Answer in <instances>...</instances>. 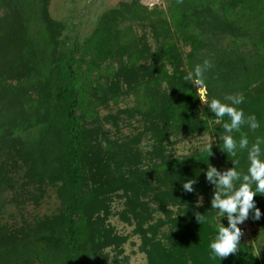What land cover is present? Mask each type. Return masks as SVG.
I'll list each match as a JSON object with an SVG mask.
<instances>
[{
    "label": "trees",
    "instance_id": "1",
    "mask_svg": "<svg viewBox=\"0 0 264 264\" xmlns=\"http://www.w3.org/2000/svg\"><path fill=\"white\" fill-rule=\"evenodd\" d=\"M140 1L105 10L83 37L78 31L72 34L78 23L67 25L50 14V0H0V191L5 186L17 191L13 176L21 169V186L31 188L28 192L41 191L50 181L58 184L62 201L58 213L34 224H0V264H131L128 255L122 256L128 237L107 220L110 200L119 189L126 197L122 217L135 222L148 264H264V253L256 255L242 240L240 249L222 260L212 259L209 247L218 225L228 226V221L211 207L215 186L206 179V170L223 163L234 167L235 159L242 171L247 150L233 157L221 143L218 149L179 159L167 149L176 131L219 136L230 122L202 105L196 86L185 81L179 37L192 53L199 51L205 40L199 22L214 19L217 26H229L231 13L252 0H168L167 11L149 10ZM136 24L150 28L152 42L147 34H137ZM259 27L244 78L225 82L224 88L208 85L209 102L227 95L244 97L237 107L246 116L254 114L260 127L252 131L244 125L233 135L239 141L246 134L249 146L257 137L264 139V8ZM124 87L146 92V110L138 107L153 140L146 167L141 165L144 155L143 161L137 150L138 155H130L131 147L112 139L101 124L99 109L116 101ZM125 113L134 115V110ZM126 158L141 162L130 166L127 175L122 170ZM189 180L196 181L191 193L182 188ZM151 192L165 201L162 211L167 213L156 223H149L152 215L146 209ZM200 194L207 202L197 208ZM254 199L262 213L258 221L264 224V195ZM169 201L180 204L176 215L167 208ZM196 212L206 216L204 223L196 220ZM253 217L250 211L248 219L254 222Z\"/></svg>",
    "mask_w": 264,
    "mask_h": 264
},
{
    "label": "rangeland",
    "instance_id": "2",
    "mask_svg": "<svg viewBox=\"0 0 264 264\" xmlns=\"http://www.w3.org/2000/svg\"><path fill=\"white\" fill-rule=\"evenodd\" d=\"M124 1L130 0H97L91 7L90 14L84 15L80 19L82 24L76 34L80 33L83 37L90 34L95 29L98 17L101 13L110 8L119 6ZM263 1L264 0H252L251 4L257 3L259 5H257V7L251 4L246 6L239 5L237 10L230 15L233 23L229 26L225 24L217 26L214 19H206L203 23L199 22L198 30H204L203 35L205 40H203V48L195 53L191 52V45L185 42L181 36L179 37L178 45L183 58L181 68L187 74L194 69L196 64H202L206 59L213 65V67L205 73L207 95L210 92V85L224 88L225 82L232 84L244 78V64L247 63L250 65L252 63L251 55L255 53L253 41L258 40L257 34L261 31L259 24L260 12L264 8ZM140 2L148 7L149 10L154 8L166 10L169 7L168 0H141ZM91 3V0H50L49 10L54 18L70 25L82 11L91 6ZM250 6L252 7L250 8ZM238 16L241 20L238 19ZM135 29L137 34H147V38L152 42L153 39L149 27L136 24ZM162 90L163 89L160 88V91ZM145 96L146 92L143 89L133 91L127 90L126 87H124L116 101H110L106 106L99 109L100 120L104 127V131H108L110 137L118 140L119 144L123 142L128 144L131 147L130 155H135L138 151L139 155H142V161L144 155V163L142 162L141 164L143 167L149 164L148 159L145 157H149L148 151L152 149L153 142L145 130L146 118L139 112L140 106L142 110H146L147 108ZM132 109L134 110V115L125 113V110L131 112ZM91 124L92 123L88 121V126H91ZM223 134L224 133L218 136L212 131H176L171 134V143H169L167 149L172 153L174 158L181 159L186 156L191 157L192 155L212 149L213 147H216V149L220 148L222 143L220 137ZM139 135H141V138L137 142L135 140ZM96 142H98V140H96ZM209 145H211V147H209ZM118 150L117 147L115 150L116 160V156L119 155ZM0 160H2L1 156ZM127 160L128 158L123 160V162L126 163L122 167V170L126 171V175L130 171V166L135 164L140 165L141 163L140 161L135 163L134 158L131 160L133 161L132 163L127 162ZM244 161V163H241V166L243 167L242 171L246 173L249 163L247 155ZM221 165L223 166V171L229 168L227 164L223 163ZM212 166L220 170V166ZM24 175L25 170L20 169L13 176L17 183L16 192L8 186H5L4 189L0 191V201H2L0 207V224L7 223L13 227L24 226L25 222L34 224L47 215L58 213L61 209L62 201L58 196L57 183L53 184L49 181L42 187L41 191H33L30 193L28 191H32L31 188L25 189V187L23 188L21 186V182L25 179ZM153 184L155 185L156 183L153 182ZM165 189V186H163L162 190L164 191ZM122 193H124L123 190L119 189L117 193L112 195V199L109 203L111 214L107 220L118 233L128 237L127 242L124 244V254L122 256L128 255L131 264H148L146 253L140 249L142 237L141 234L135 232V222L130 223L126 218L124 219L122 217V212L127 210V207H125L126 197ZM153 196L154 192H151L150 197L147 196L146 198V209H148V212H151L152 215V220L149 221V223H156L159 218L167 217V213L162 211V199L160 202L156 196L154 198ZM200 196L203 197V203L207 202L205 194H200L198 198ZM163 205H165V201ZM179 205L180 204L173 203V201H169L167 208L171 211L172 215H176ZM128 214L130 215V212H128ZM131 220L133 221V219ZM161 229L164 232H161L160 237L164 238L163 234L169 229V226L166 225L161 227ZM242 230L244 233L241 238L242 242L248 246L251 245L254 253L262 256L264 253V224L258 220L252 222L247 219L242 225ZM106 251H110V255L114 253L110 248L106 249Z\"/></svg>",
    "mask_w": 264,
    "mask_h": 264
},
{
    "label": "clouds",
    "instance_id": "3",
    "mask_svg": "<svg viewBox=\"0 0 264 264\" xmlns=\"http://www.w3.org/2000/svg\"><path fill=\"white\" fill-rule=\"evenodd\" d=\"M212 67L211 62L206 59L202 64H196L184 79L196 86L202 105L206 104L217 118L223 119L225 116L229 118L230 122L223 124L224 134L220 137L223 151L235 157L238 150H247L249 162L246 173L238 170L239 161L235 159L232 160L234 167L224 171L212 165L206 170V179L215 186L211 207L217 210L220 216H226L228 221V226L223 223L218 225L217 235L209 245L212 252L211 258L222 260L240 249V241L244 233L239 225L249 218L250 211H254L255 220L261 218L262 213L256 206L254 197L257 194L264 195V151L261 149L264 139L257 137L251 146L246 134L242 133L239 141L234 139L233 133L239 132L242 126L247 125L250 130L255 131L260 125L254 114L246 116L243 109L237 107L244 101L242 95H227L223 101L212 98L209 102L205 73ZM195 183V180H189L183 183L182 188L191 193L194 191ZM202 204L203 197L200 196L197 200V208ZM195 216L200 224L206 220V216L199 212H196Z\"/></svg>",
    "mask_w": 264,
    "mask_h": 264
},
{
    "label": "water",
    "instance_id": "4",
    "mask_svg": "<svg viewBox=\"0 0 264 264\" xmlns=\"http://www.w3.org/2000/svg\"><path fill=\"white\" fill-rule=\"evenodd\" d=\"M97 2V0H93V2L91 3V6L88 7V9L84 10L81 12V14L76 18L75 22L78 23L77 29L76 31H74L72 34L75 35V33L79 30V28L81 27L80 24V19L82 18V16L84 15H89L90 14V9L91 7Z\"/></svg>",
    "mask_w": 264,
    "mask_h": 264
}]
</instances>
